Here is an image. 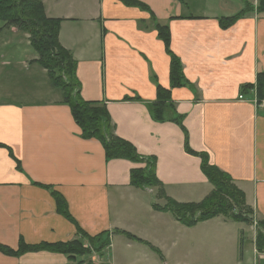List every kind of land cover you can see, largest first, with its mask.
<instances>
[{
    "label": "crops",
    "instance_id": "0c3cea01",
    "mask_svg": "<svg viewBox=\"0 0 264 264\" xmlns=\"http://www.w3.org/2000/svg\"><path fill=\"white\" fill-rule=\"evenodd\" d=\"M42 1L48 18L61 19L58 39L76 61L81 99L104 104L113 135L154 161L165 197L199 203L213 190L201 169L204 155L244 193L253 230L223 216L187 227L155 210L166 201L158 187L131 185V171L146 162L107 159L100 141L83 138L61 90L34 62L38 55L27 58L18 48L21 31L3 22L0 39L10 37L1 36L7 30L17 40L4 43L16 47L9 52L15 62H3L0 52V245L17 251L21 241L37 246L98 235L109 236L110 245L89 261L38 250L0 252V264H264L255 245L256 225L264 224V99L247 89L264 73L259 0H136L148 10L120 0ZM247 5L223 28L221 19ZM156 23L170 32L185 77L180 87H171ZM159 87L170 90L163 120L152 116Z\"/></svg>",
    "mask_w": 264,
    "mask_h": 264
},
{
    "label": "trees",
    "instance_id": "16d2710c",
    "mask_svg": "<svg viewBox=\"0 0 264 264\" xmlns=\"http://www.w3.org/2000/svg\"><path fill=\"white\" fill-rule=\"evenodd\" d=\"M120 1L128 6L148 10L146 5L136 0ZM251 8L250 5H247L238 14L221 19L223 28L229 27L237 18L244 15ZM258 10L264 11V0H259ZM0 21L9 27H14L18 31L28 34L29 44L38 55L34 62L47 70L51 85L61 90L63 102L70 107L73 118L81 129V136L83 138L100 141L104 147L107 159H126L135 163L146 162L145 167L135 168L131 171V185L138 188L158 187L157 196L164 197L166 201L164 206L154 205L155 210L172 213L178 221L187 227L217 216H223L235 222L252 224L253 218H249L247 215L248 213H252V210L245 202L244 193L233 184L232 179L228 175L209 165L204 155L198 154L202 159L201 169L213 186V190L199 203H177L165 197L164 191L154 173V161L140 157L132 144L113 135L111 120L104 104L81 99L79 95L80 85L76 76V61L59 43L58 35L61 19L48 18L45 14L42 0H0ZM155 29L158 37L164 42L166 51L170 56L171 87H180L183 85L185 77L179 58L170 50V32L167 27L161 26L158 23L155 24ZM247 89H255L258 102H260L259 100H263L264 73H258L256 84L248 85ZM169 93L170 90L160 87L157 90L158 101L152 106V116L156 120H163L166 117V105L164 101ZM188 151L194 153L189 149ZM55 197L58 210L69 217L62 198L58 195ZM263 226L262 222H258L256 225L255 245L261 253H264ZM121 233L125 234L129 239L147 244L133 235L125 232ZM101 237L102 235L86 238L95 246L96 243L99 244ZM109 245L110 241L104 240L99 248H97V251ZM38 250L59 252L65 254L71 261H76L75 258L77 256L90 253L79 240L37 246H29L21 241L17 251L0 245V252L9 255H19ZM154 250L159 252L156 249Z\"/></svg>",
    "mask_w": 264,
    "mask_h": 264
},
{
    "label": "rangeland",
    "instance_id": "374dc122",
    "mask_svg": "<svg viewBox=\"0 0 264 264\" xmlns=\"http://www.w3.org/2000/svg\"><path fill=\"white\" fill-rule=\"evenodd\" d=\"M47 2H49V0H46V3H45V5L47 4ZM2 26H3V22L2 21H0V28H2ZM1 36L2 37H4V36H10L8 39H0V52H1V55H6V56H8V57H6V56H4V57H2L1 58V60L4 62V61H8V59H9V56H10V54H9V52H12L11 50H14V49H16V47L15 46H13V47H9V46H6L4 43L5 42H7L8 44L11 42V40H10V38H12L13 39V36L9 33V32H7V30H4L2 33H1ZM17 38L18 39H21V46L20 47H18L19 48V50H21L22 52H25L26 53V56H27V58H29L30 56H35V55H37V53L34 51V49L30 46V45H28L27 43V40H26V38L24 37V34H22L21 35V32H18V36H17ZM17 38H14L13 40H17ZM28 40H29V38H28ZM17 48V49H18ZM11 62H15V60L13 59H9ZM1 65V64H0ZM1 67H3L2 65H1ZM23 67V66H22ZM21 69V68H20ZM12 76L15 78V80L16 81H22V79H24V74L23 73H17V74H12ZM51 88H53L52 86H51ZM153 188V187H152ZM248 216H249V218L250 217H254L253 216V213H248L247 214ZM231 223H234V225L235 224H237V222L235 223V222H232L231 221ZM252 225L253 224H251V223H248L247 225H245V224H242V227L245 229V230H247L246 228L247 227H249L250 226V228H251V231L253 230L252 229ZM237 227H240L239 225L237 226ZM254 227V226H253ZM263 230H264V226H263ZM245 235H246V237L248 238V237H250L251 236V233H245ZM108 237L109 236H102L101 237V243L99 242V244L101 245L102 244V242H104V240H109L108 239ZM81 242V241H80ZM82 243V245L86 248V249H88L89 251H90V253H87V254H84V255H82V256H77L76 258H75V260H77L79 257H88L87 258V260L89 261V260H91V254H94V253H92L93 251L94 252H99L98 254H96V256H101V255H103V253L105 252V249L107 248V247H104L103 249H101L100 251H97V248H99V244H97L96 243V245L95 246H93V244L90 242V240H88V238H85L84 239V242L82 241L81 242Z\"/></svg>",
    "mask_w": 264,
    "mask_h": 264
},
{
    "label": "built area",
    "instance_id": "2783aa9c",
    "mask_svg": "<svg viewBox=\"0 0 264 264\" xmlns=\"http://www.w3.org/2000/svg\"><path fill=\"white\" fill-rule=\"evenodd\" d=\"M240 98H242V96H240Z\"/></svg>",
    "mask_w": 264,
    "mask_h": 264
}]
</instances>
